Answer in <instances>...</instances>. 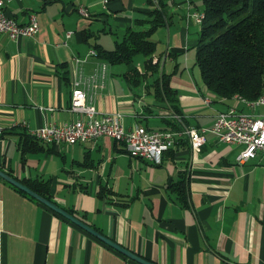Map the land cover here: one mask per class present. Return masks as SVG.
I'll list each match as a JSON object with an SVG mask.
<instances>
[{
    "label": "crops",
    "instance_id": "1",
    "mask_svg": "<svg viewBox=\"0 0 264 264\" xmlns=\"http://www.w3.org/2000/svg\"><path fill=\"white\" fill-rule=\"evenodd\" d=\"M162 1L165 23L153 38L161 65L166 54L170 98L158 94L144 54L132 64L102 56L131 31L149 28L140 21L159 8L155 0L8 2L9 16L26 24L37 13L41 26L32 37L0 33V120L6 127L0 168L24 183L48 185L58 205L151 261L264 264L263 151L240 162L242 145L209 133L199 148L179 138L156 163L133 157L124 142L106 136L46 145L22 124L76 119L70 110L75 79L95 73L97 81L86 86L88 101L101 113H121L127 126L212 127L231 107L263 115V105L218 97L195 72L203 24L193 13L204 12V1ZM92 49L98 55H90ZM132 66L140 76L130 74ZM0 264L139 263L0 176Z\"/></svg>",
    "mask_w": 264,
    "mask_h": 264
},
{
    "label": "trees",
    "instance_id": "2",
    "mask_svg": "<svg viewBox=\"0 0 264 264\" xmlns=\"http://www.w3.org/2000/svg\"><path fill=\"white\" fill-rule=\"evenodd\" d=\"M157 1L160 9L140 21L142 25L149 24V28L131 31L114 50L106 51L102 56L113 63L132 64L136 54H144L147 73L157 75L158 94L170 98L165 70L163 86L160 82L161 57H156L157 41L153 38L155 31L165 23L161 9L163 1ZM203 1L206 18L196 46V65L203 83L221 98L257 99L264 91V0ZM130 74L140 76L133 66ZM25 184L52 200L48 185Z\"/></svg>",
    "mask_w": 264,
    "mask_h": 264
},
{
    "label": "built area",
    "instance_id": "3",
    "mask_svg": "<svg viewBox=\"0 0 264 264\" xmlns=\"http://www.w3.org/2000/svg\"><path fill=\"white\" fill-rule=\"evenodd\" d=\"M9 1L12 0H0V33L13 38L34 36L41 26L38 14L32 13L29 22L22 24L6 13ZM79 11L83 15H90L89 9L83 5L79 7ZM200 13H193L197 22ZM71 34L68 32V37ZM90 55H98V51L92 49ZM82 61L83 59L77 58V65ZM102 69L105 72L107 65L103 64ZM97 79V73L75 79L70 110L78 114L76 119L61 123L49 122L36 128L23 122V126L46 145L75 144L102 136L111 137L124 142L133 157L156 163L162 162L165 153L176 145L179 138L189 137L192 145L199 148L208 141L209 133L214 134L219 141L242 145L237 156L240 162L255 158L260 150L264 152V114L256 115L231 107L217 114L212 127H189L178 131L153 130L142 124L127 126L121 113H101L88 101L86 86H91ZM241 99L253 106H264V92L255 100ZM5 131L6 127L0 120V137L4 136Z\"/></svg>",
    "mask_w": 264,
    "mask_h": 264
},
{
    "label": "water",
    "instance_id": "4",
    "mask_svg": "<svg viewBox=\"0 0 264 264\" xmlns=\"http://www.w3.org/2000/svg\"><path fill=\"white\" fill-rule=\"evenodd\" d=\"M155 1L158 4V1L157 0H155ZM165 61H166V54H165V56L163 58V62H162V65H161V70H160L161 78L163 77V73H164ZM168 106H169V108H171L170 105H168ZM173 113H174V115H176V113L174 111H173ZM0 176L3 177L8 182H10L13 185H15L16 187H18L19 189L25 191L26 193H28L32 197H34L37 200L41 201L42 203L47 205L49 208H51L54 211L58 212L59 214L63 215L64 217H66L67 219H69L70 221L75 223L76 225L82 227L86 231H88L91 234H93L94 236L98 237L99 239H101L102 241H104L105 243L110 245L111 247H113L116 250L120 251L121 253H123L127 257L133 259L134 261H137L140 264H160V263H157L155 261H151L149 259H146L141 254L133 251L132 249H129V248L125 247L124 245L120 244L119 242H117L116 240L112 239L111 237H109V236L103 234L102 232L98 231L97 229H95L93 226H91L88 222H86L85 220H83L79 216L69 212L66 208L58 205L55 201L42 196L41 194H39L38 192L33 190L31 187L26 185L22 180H20L19 178L13 176L12 174H10L9 172L5 171L2 168H0Z\"/></svg>",
    "mask_w": 264,
    "mask_h": 264
},
{
    "label": "bare ground",
    "instance_id": "5",
    "mask_svg": "<svg viewBox=\"0 0 264 264\" xmlns=\"http://www.w3.org/2000/svg\"><path fill=\"white\" fill-rule=\"evenodd\" d=\"M205 18H206V13L201 11L199 19H198V23L199 24H203L205 22ZM239 98H242V97H239Z\"/></svg>",
    "mask_w": 264,
    "mask_h": 264
},
{
    "label": "rangeland",
    "instance_id": "6",
    "mask_svg": "<svg viewBox=\"0 0 264 264\" xmlns=\"http://www.w3.org/2000/svg\"><path fill=\"white\" fill-rule=\"evenodd\" d=\"M195 50H196V49L194 48L192 51H193V52H196ZM199 70H200V69H199V67H198V66H196V67H195V72H196V73H198V72H199Z\"/></svg>",
    "mask_w": 264,
    "mask_h": 264
}]
</instances>
